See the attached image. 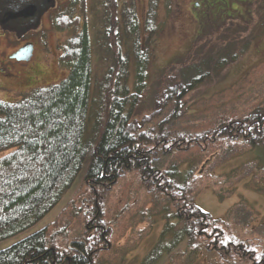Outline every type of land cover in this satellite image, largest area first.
Instances as JSON below:
<instances>
[{
  "label": "trees",
  "instance_id": "16d2710c",
  "mask_svg": "<svg viewBox=\"0 0 264 264\" xmlns=\"http://www.w3.org/2000/svg\"><path fill=\"white\" fill-rule=\"evenodd\" d=\"M132 1L120 2L122 8L118 12L119 0H102L105 24L102 36L110 60L99 77L91 81L85 0H68L51 17L55 29L68 31L62 44H58V63L67 69L66 75L58 81L21 91L17 99L0 98V152L5 151L0 155V238L28 226L51 208L70 186L84 161H87L84 178L98 192L109 187L122 171L132 168L139 169L146 184L167 194L174 187L173 178L180 177L183 181L190 175L189 167L180 171L175 164L159 174L151 167L159 146L177 142L162 135L163 127L184 112L183 96L234 62L246 50L253 35L251 31L241 37L231 35L235 25L244 29L245 26L223 9L224 2L216 9L215 18L224 28L220 37L227 40L211 42L212 12L205 4L199 17L205 20L204 26H209L207 31L194 40L183 58L163 67L154 78L150 112L137 120L133 114L149 85L145 65L150 52L148 44L156 29L158 0H147L143 23L146 37L142 47ZM261 5L257 3V8ZM201 26L204 27L203 21ZM260 30L264 31V26ZM131 60L135 72L129 83ZM168 104L170 111L159 120L152 134L138 132L146 120ZM225 136L240 138L264 152V107L257 106L244 117L221 122L213 130L182 135L179 139L187 146ZM151 145L154 149L149 156ZM181 187L179 182L176 189ZM187 202L190 204L187 215L183 216L179 208L166 217L158 240L141 259L143 264H159L163 258L166 261V252L176 242L181 240L190 246L198 235L209 237L206 232L209 228L212 234L208 242L218 252L242 257L248 254L250 248L245 241L232 237L224 241L219 226L223 220L213 218L191 199ZM98 206L99 198L94 195L87 212V223H94L93 227L89 225L94 231L93 238L71 240L66 251L58 250L47 245L42 227L1 248L0 264H96L94 254L105 239L102 224L94 221L99 215ZM188 215L197 221V233L188 225ZM178 219L182 224L176 228Z\"/></svg>",
  "mask_w": 264,
  "mask_h": 264
},
{
  "label": "rangeland",
  "instance_id": "374dc122",
  "mask_svg": "<svg viewBox=\"0 0 264 264\" xmlns=\"http://www.w3.org/2000/svg\"><path fill=\"white\" fill-rule=\"evenodd\" d=\"M68 0H56L41 17L32 39L35 42L34 58L26 69L20 68L17 76L0 74V98L6 101L17 99L21 91L35 86L58 81L67 73L59 65L58 44H62L68 31L57 30L51 25L52 15L66 5ZM119 0L116 9L122 8ZM195 2H199L196 4ZM224 2L226 5H224ZM257 3L262 4L257 8ZM211 10L213 25L209 29L211 42H225L220 37L224 28L215 18L221 7L241 20L244 28L234 26L231 35H253L244 52L232 63L215 72L211 77L189 90L182 98L185 110L163 127L162 135L177 142L157 148L158 155L152 158L151 167L157 174L175 164L180 171L191 169L183 181L173 178L171 193L150 186L142 179L138 168L122 171L107 188L98 192L84 178L87 161H84L74 180L58 201L41 217L28 226L0 238V249L24 237L30 232L44 228L47 245L66 251L71 240L93 238L94 223L88 222L87 212L93 204L94 195L99 198L98 218L105 239L94 254L96 264H143L141 259L158 240L166 217L179 208L182 215L190 211V199L213 218L223 224V239L232 237L246 242L245 257L230 252L217 251L208 242L209 237L199 236L194 244L176 242L166 252L159 264H264V152L259 146L250 147L240 138L221 137L185 146L182 135L192 136L213 130L221 122L244 117L248 111L264 107V0H158L156 29L150 38L149 58L145 65L147 87L133 114L139 120L149 114L152 81L162 68L172 64L188 52L194 40L204 34L208 25L199 17ZM147 0H133L134 22L139 33L141 47L146 33L143 27ZM85 21L90 43L91 81L99 77L109 63L110 56L103 39L104 10L102 0H85ZM252 10V15L249 11ZM260 10L262 14L260 13ZM80 15L78 12H76ZM218 13V12H216ZM250 16H253L251 19ZM201 19V20H200ZM81 20V19H80ZM203 21V26H201ZM235 22L233 21L232 24ZM261 27V28H260ZM243 29V30H242ZM261 31V32H260ZM235 38V37H233ZM0 39V46L2 44ZM18 68V67H17ZM14 68L11 69V71ZM16 69V68H15ZM135 72L134 61L130 62L129 83ZM171 109L168 104L161 112L146 120L139 131L152 134L159 120ZM150 147V145H149ZM154 146L148 150L152 156ZM3 152H0V155ZM180 176V175H179ZM181 182V189H176ZM174 189V190H173ZM176 189V191H175ZM188 215V225L197 233L198 223ZM182 220L176 221L177 228ZM206 244H209L206 246ZM252 253V254H251ZM165 257V255H164Z\"/></svg>",
  "mask_w": 264,
  "mask_h": 264
},
{
  "label": "flooded vegetation",
  "instance_id": "af4514ba",
  "mask_svg": "<svg viewBox=\"0 0 264 264\" xmlns=\"http://www.w3.org/2000/svg\"><path fill=\"white\" fill-rule=\"evenodd\" d=\"M53 2H56V0H51V5L40 13L35 24L26 29H22L20 26L18 30H15L4 26L7 21L12 20L13 10H7L0 16V39L2 38V44L5 42V46H0V74L4 73L9 77L17 76L18 70L20 68L26 69L27 64L32 61L35 42L32 39L31 32L35 29L37 23L41 21V17L52 7ZM26 46L31 47V53L28 57H25L26 53H23L21 49ZM12 68L14 69L11 71Z\"/></svg>",
  "mask_w": 264,
  "mask_h": 264
},
{
  "label": "water",
  "instance_id": "95a60500",
  "mask_svg": "<svg viewBox=\"0 0 264 264\" xmlns=\"http://www.w3.org/2000/svg\"><path fill=\"white\" fill-rule=\"evenodd\" d=\"M50 5L51 0H0V16L7 10H13L12 20L7 21L4 26L15 30L20 26L26 29L34 25L40 13ZM21 49L26 53L25 57L30 55L31 47L26 46Z\"/></svg>",
  "mask_w": 264,
  "mask_h": 264
}]
</instances>
